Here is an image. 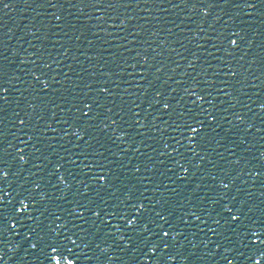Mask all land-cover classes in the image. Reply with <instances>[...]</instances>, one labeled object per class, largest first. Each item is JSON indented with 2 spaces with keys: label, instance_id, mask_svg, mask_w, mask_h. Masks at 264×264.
Masks as SVG:
<instances>
[{
  "label": "water",
  "instance_id": "1",
  "mask_svg": "<svg viewBox=\"0 0 264 264\" xmlns=\"http://www.w3.org/2000/svg\"><path fill=\"white\" fill-rule=\"evenodd\" d=\"M56 260L264 264V0H0V264Z\"/></svg>",
  "mask_w": 264,
  "mask_h": 264
},
{
  "label": "snow or ice",
  "instance_id": "2",
  "mask_svg": "<svg viewBox=\"0 0 264 264\" xmlns=\"http://www.w3.org/2000/svg\"><path fill=\"white\" fill-rule=\"evenodd\" d=\"M232 43H233V44H235V43H236V41H232ZM193 131H195V129H194ZM101 179H104V178H103V177H101ZM141 207H142V206H141ZM55 264H60V260H56ZM69 264H74V262H72V261H69Z\"/></svg>",
  "mask_w": 264,
  "mask_h": 264
}]
</instances>
